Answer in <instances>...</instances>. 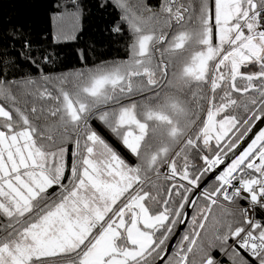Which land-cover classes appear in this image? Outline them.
<instances>
[{
  "label": "snow or ice",
  "instance_id": "snow-or-ice-1",
  "mask_svg": "<svg viewBox=\"0 0 264 264\" xmlns=\"http://www.w3.org/2000/svg\"><path fill=\"white\" fill-rule=\"evenodd\" d=\"M109 6L128 58L54 77L9 79L36 41L0 26V264H264V0Z\"/></svg>",
  "mask_w": 264,
  "mask_h": 264
},
{
  "label": "trees",
  "instance_id": "trees-1",
  "mask_svg": "<svg viewBox=\"0 0 264 264\" xmlns=\"http://www.w3.org/2000/svg\"><path fill=\"white\" fill-rule=\"evenodd\" d=\"M68 2L69 0H0V26L8 22L9 26H22L24 30L30 32L31 37L36 41L33 54L39 60V67L30 68L25 63L18 69L10 70L9 79L13 77L20 79L23 76L38 77L41 74L54 77L86 66L90 67L102 60L113 61L128 58L127 44L130 42V34L127 26H124L122 33H114L111 30L119 19V10L113 6L101 9L98 7V0H81L83 14L74 39L55 40L53 20L58 17L57 12L64 11V8L58 5ZM141 2L155 8L160 0H129L131 4ZM44 55L49 57L47 62L42 59ZM82 55L83 59H81ZM94 127L118 152L130 161L135 160L98 121L94 122ZM191 159L192 163L198 162L194 154ZM184 227L182 234L188 228V224L186 223ZM176 228L177 226L174 232ZM177 242L178 240L176 244ZM212 255L219 264H232L225 255H221L218 248L212 249ZM241 255L246 256L242 250Z\"/></svg>",
  "mask_w": 264,
  "mask_h": 264
},
{
  "label": "rangeland",
  "instance_id": "rangeland-1",
  "mask_svg": "<svg viewBox=\"0 0 264 264\" xmlns=\"http://www.w3.org/2000/svg\"><path fill=\"white\" fill-rule=\"evenodd\" d=\"M53 38L55 40H63V38L61 37L60 33H61V30H63V32L67 35H75L76 33V30L78 28V25H76V28H75V31L73 32V22L69 21L67 18H64V19H61L60 17H57L55 20H53ZM71 72V71H70ZM61 75V74H60ZM55 76H58V75H55ZM264 127V126H263ZM135 159V158H134ZM182 163V161H181ZM188 219H191V212H190V215L188 217ZM185 228V227H184ZM183 228V230H184ZM182 230V231H183ZM185 232V231H184ZM182 234V232H181ZM180 234V237L178 238V241L180 240L181 236L184 234L181 235ZM221 255H225L227 257V259L229 260V262L232 263V261L229 259V255L227 254H224V253H221ZM217 260V259H216Z\"/></svg>",
  "mask_w": 264,
  "mask_h": 264
},
{
  "label": "water",
  "instance_id": "water-1",
  "mask_svg": "<svg viewBox=\"0 0 264 264\" xmlns=\"http://www.w3.org/2000/svg\"><path fill=\"white\" fill-rule=\"evenodd\" d=\"M257 123L259 124V122H257ZM263 126H264V124L260 125V127H263ZM257 130L258 129L254 128V131H257ZM250 135H252V134L250 133ZM244 146H246V145H244ZM190 211H191V206H189V208L186 209V219H188V217L190 215ZM185 224L186 223H182V224H178L177 225V228H176V230L174 232V235L172 236V238L169 241V253L171 252L172 248L175 246L176 241L178 240V238H179V236H180Z\"/></svg>",
  "mask_w": 264,
  "mask_h": 264
},
{
  "label": "built area",
  "instance_id": "built-area-1",
  "mask_svg": "<svg viewBox=\"0 0 264 264\" xmlns=\"http://www.w3.org/2000/svg\"><path fill=\"white\" fill-rule=\"evenodd\" d=\"M163 170V169H162ZM242 206H244V207H247V202L246 201H242ZM249 215H253V211H252V209H249ZM255 217H256V219H261L262 218V213H261V210L260 209H256L255 210Z\"/></svg>",
  "mask_w": 264,
  "mask_h": 264
}]
</instances>
